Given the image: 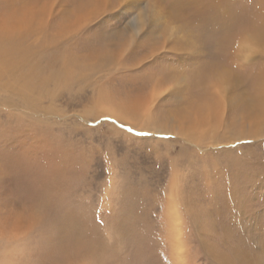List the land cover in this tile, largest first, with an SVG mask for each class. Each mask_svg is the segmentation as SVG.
<instances>
[{
	"label": "rangeland",
	"instance_id": "374dc122",
	"mask_svg": "<svg viewBox=\"0 0 264 264\" xmlns=\"http://www.w3.org/2000/svg\"><path fill=\"white\" fill-rule=\"evenodd\" d=\"M11 18L39 66L0 72V264L57 239L45 264H264V0H0Z\"/></svg>",
	"mask_w": 264,
	"mask_h": 264
},
{
	"label": "bare ground",
	"instance_id": "6f19581e",
	"mask_svg": "<svg viewBox=\"0 0 264 264\" xmlns=\"http://www.w3.org/2000/svg\"><path fill=\"white\" fill-rule=\"evenodd\" d=\"M32 14L30 15H26L25 17H27V24H29L31 26V22H32ZM7 20V21H6ZM5 20V24H2L0 21V72H2L1 69H3V71L7 70L8 68H10L13 64L15 63H12L11 61L13 62H16V64L18 66H22L23 64L25 65H33L35 64V67L37 68V66H39V63H33L32 61H29V60H26V58L24 57V54L23 53H20L19 52V49L17 48V46L15 44H12V43H2V42H5V41H10V34L12 32V30L14 29V27L16 25H23V23H19L21 20L20 19H16V18H11L10 20L9 19H6ZM23 21V20H22ZM19 23V24H18ZM26 24V25H27ZM24 26V25H23ZM28 26V25H27ZM1 35H5L6 37L4 39H2ZM7 39V40H6ZM57 57L61 58V63L59 61V65L57 66L58 69H57V72L55 73H52V75H50L52 78H56V79H59V77L61 76L62 78L65 77V72H69V69L67 67V64L65 59L63 57H60L58 56V54H56V56H54L55 59H57ZM55 59H53L55 61ZM51 60V61H53ZM28 63V64H26ZM65 64V65H64ZM50 65V64H49ZM48 65V66H49ZM54 67V66H53ZM50 69V67H47ZM79 68V67H78ZM47 70V69H46ZM52 70V69H51ZM78 70V69H77ZM35 72H38L36 69L34 70ZM48 71V70H47ZM54 71V70H53ZM225 78V77H224ZM61 81V80H60ZM26 84V83H24ZM27 85V84H26ZM21 88H24L21 87ZM262 94H264V89H262V91H260ZM260 96V95H259ZM258 97V95H257ZM210 100V99H209ZM264 107V101H261L260 102V99L259 97L257 99H255V102H257ZM201 111V110H200ZM39 183H42L43 184V187H42V191L41 192H37L36 193V197L42 201V202H45L46 206H52V207H57L56 205L60 204V203H56L55 201V197L51 196V191L49 192V188H50V183L47 182V180L43 181L42 179L38 180ZM48 189V190H46ZM53 195V194H52ZM55 195V193H54ZM5 218V217H4ZM9 221V224L7 223ZM19 223V222H18ZM2 225V226H1ZM19 229V227L17 226L16 223H14V217L10 218L8 217L5 218V219H0V239H2V237H5L4 239L6 240L8 237L10 236H7L6 232H9L10 233H15L17 230L16 229ZM14 238V236H13ZM10 239V238H9ZM8 239V241H9ZM63 239V238H62ZM78 239V238H77ZM65 239L63 240H55L53 243H51V241L49 242V244L47 245H44L42 248H41V252L39 251L38 254V258L36 259L37 261V264H45L49 261L52 260V258H56L58 257L57 254H60L61 253V249L62 248H59L61 246H65L64 242H67L66 240L64 241ZM63 241V242H62ZM10 242V241H9ZM8 242V243H9ZM2 243V242H1ZM61 245V246H60ZM78 245V244H77ZM8 246V245H7ZM10 246V245H9ZM69 246V245H68ZM75 246V245H73ZM90 246V245H89ZM37 247V246H36ZM71 247V246H70ZM7 247H5L6 249ZM10 248V247H9ZM64 248V247H63ZM4 249V250H5ZM66 249V248H64ZM3 250V251H4ZM2 251V253H3ZM27 251V250H26ZM67 251V250H66ZM78 251V250H77ZM76 252V251H75ZM64 253V252H63ZM61 256H63L62 254H60ZM66 255V254H65ZM61 260V259H60ZM7 261V260H6ZM52 262V261H51Z\"/></svg>",
	"mask_w": 264,
	"mask_h": 264
},
{
	"label": "snow or ice",
	"instance_id": "6c2138e0",
	"mask_svg": "<svg viewBox=\"0 0 264 264\" xmlns=\"http://www.w3.org/2000/svg\"><path fill=\"white\" fill-rule=\"evenodd\" d=\"M140 135H145V134L142 133V134H140Z\"/></svg>",
	"mask_w": 264,
	"mask_h": 264
}]
</instances>
